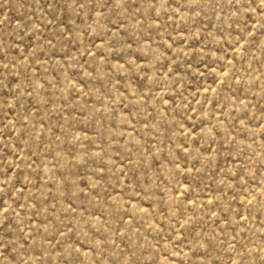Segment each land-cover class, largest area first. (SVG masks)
<instances>
[{"label": "rangeland", "instance_id": "rangeland-1", "mask_svg": "<svg viewBox=\"0 0 264 264\" xmlns=\"http://www.w3.org/2000/svg\"><path fill=\"white\" fill-rule=\"evenodd\" d=\"M0 264H264V0H0Z\"/></svg>", "mask_w": 264, "mask_h": 264}]
</instances>
